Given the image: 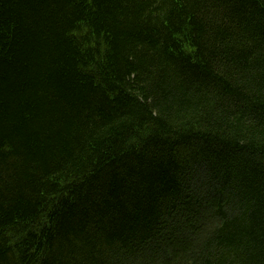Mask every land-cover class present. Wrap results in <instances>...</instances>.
Wrapping results in <instances>:
<instances>
[{"label":"trees","instance_id":"trees-1","mask_svg":"<svg viewBox=\"0 0 264 264\" xmlns=\"http://www.w3.org/2000/svg\"><path fill=\"white\" fill-rule=\"evenodd\" d=\"M0 264H264V0H0Z\"/></svg>","mask_w":264,"mask_h":264}]
</instances>
